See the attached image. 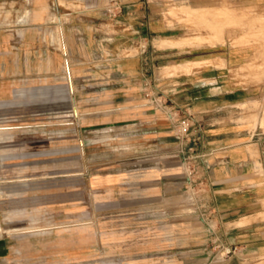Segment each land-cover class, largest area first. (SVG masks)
Segmentation results:
<instances>
[{"label":"rangeland","instance_id":"1","mask_svg":"<svg viewBox=\"0 0 264 264\" xmlns=\"http://www.w3.org/2000/svg\"><path fill=\"white\" fill-rule=\"evenodd\" d=\"M4 1L0 0L2 30L20 15L19 0H6L9 6ZM83 2L51 0V7L65 13L79 11ZM166 4V11L157 6L154 13L157 20L166 14L168 26L185 37L178 41L180 46L259 44V28L252 41L229 35L243 31L244 25L235 24L227 5L213 10L183 0H166ZM114 31L110 28L109 34ZM141 35L140 42L124 44L118 58L108 61V84L127 83L126 95L113 90L106 104H61L58 119L52 118L50 106H25L29 98L25 92H20L16 105L6 107L0 101V264H213L229 257L226 238L215 234L216 220L205 184H200L201 173L194 170L195 160L183 165L179 149L157 154L155 158L168 163L157 171L156 189L148 187L145 172H136L148 153L143 150L146 140L135 136L134 100L143 110L153 106L166 116L169 103L163 109L149 102L152 96L164 102L160 79L191 72V68L173 72L157 66L141 77L112 74L120 63L132 65L149 48ZM163 44L156 43L157 49L165 48ZM115 46L109 43V50ZM177 59L178 63L182 57ZM244 69L232 71L234 77L240 78ZM12 81L24 87L21 78ZM154 84L159 90H153ZM249 105H238L241 113L236 122L252 118L257 123L256 112L245 114ZM165 170L169 176L163 178ZM166 183L171 188L165 190Z\"/></svg>","mask_w":264,"mask_h":264},{"label":"crops","instance_id":"2","mask_svg":"<svg viewBox=\"0 0 264 264\" xmlns=\"http://www.w3.org/2000/svg\"><path fill=\"white\" fill-rule=\"evenodd\" d=\"M183 2L198 9L211 6L215 10L227 5L225 9L235 24L244 25L243 31H230L229 35L252 41L259 28V44L157 49L159 40H185L168 26L166 14L162 20L156 19L157 6L168 9L166 0L158 4L151 0H84L79 11L66 13L61 9L54 11L51 0H19L20 15L5 25L9 28L0 29V101L6 107L16 105L20 92H25L29 97L25 106H50L52 118L58 119L61 104H106L108 92L113 90L126 95L127 83L108 84V61L118 58L124 44L140 42L141 33L149 48L142 50L132 65L120 63L112 74L141 77L157 66L208 63L191 66L189 74L160 79L161 91L203 123L202 146L197 147L203 156L199 180L207 189L211 214L216 220L215 234L225 237L229 247L227 259L211 263L264 264V0ZM3 4L9 6L11 2L5 0ZM110 28H115L114 33L109 34ZM109 43L116 44L111 51ZM177 57H182L178 63ZM241 68H245L243 75L235 78L232 71ZM13 77L21 78L24 87L13 83ZM134 102L138 109L135 136L146 140L143 150L148 153V159L139 162L136 172H145L148 187L156 189L157 171L168 162L155 156L175 152L178 142L164 114L157 113L153 106L143 110L139 100ZM248 103L250 108L245 114L252 116L256 112V124L252 118L243 123L235 120L241 113L238 105ZM167 175L165 170L163 178ZM163 187L166 190L171 185L166 183Z\"/></svg>","mask_w":264,"mask_h":264},{"label":"built area","instance_id":"3","mask_svg":"<svg viewBox=\"0 0 264 264\" xmlns=\"http://www.w3.org/2000/svg\"><path fill=\"white\" fill-rule=\"evenodd\" d=\"M153 90H159L156 86ZM164 102H160L154 96L149 99V102L155 104L159 108H167L165 104L169 103V107L165 114L175 130L174 136L178 142L179 151L183 165L188 164V160H195L194 170H198L203 165L202 153L199 148L203 141V123L196 121L193 117L175 103L170 97L163 94ZM189 144H191L189 146ZM207 167L205 166V169ZM193 172L190 171L189 174ZM188 180L193 183V180L188 176Z\"/></svg>","mask_w":264,"mask_h":264},{"label":"bare ground","instance_id":"4","mask_svg":"<svg viewBox=\"0 0 264 264\" xmlns=\"http://www.w3.org/2000/svg\"><path fill=\"white\" fill-rule=\"evenodd\" d=\"M195 9V8H194ZM158 43V45L160 46L162 43H164L163 45L164 46H180L181 44L177 41H173V42H170V43H165V42H163V41H158L157 42ZM196 44H198L197 42H195V45ZM172 48V47H171ZM162 49V48H161ZM192 63H194V62H192ZM192 63H189V62H187V63H182V64H179V65H176V66H173V67H165V69L166 70H171V71H182V70H184V71H187L189 68H191V66L193 65Z\"/></svg>","mask_w":264,"mask_h":264}]
</instances>
